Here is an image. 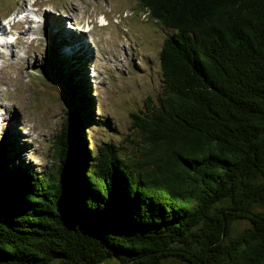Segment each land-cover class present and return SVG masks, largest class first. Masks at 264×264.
Returning a JSON list of instances; mask_svg holds the SVG:
<instances>
[{
    "label": "trees",
    "instance_id": "trees-1",
    "mask_svg": "<svg viewBox=\"0 0 264 264\" xmlns=\"http://www.w3.org/2000/svg\"><path fill=\"white\" fill-rule=\"evenodd\" d=\"M137 1L173 31L140 157L90 152L80 109L45 177L0 149V264H264V0Z\"/></svg>",
    "mask_w": 264,
    "mask_h": 264
},
{
    "label": "rangeland",
    "instance_id": "rangeland-1",
    "mask_svg": "<svg viewBox=\"0 0 264 264\" xmlns=\"http://www.w3.org/2000/svg\"><path fill=\"white\" fill-rule=\"evenodd\" d=\"M26 10L39 22L8 32L7 21ZM2 31L0 37H18L0 47V149L11 161L38 178L52 172L55 135L78 109L90 152L108 142L124 158L140 157L142 137L131 115L157 103L159 53L172 30L149 18L137 0H0ZM75 82L81 97L72 90Z\"/></svg>",
    "mask_w": 264,
    "mask_h": 264
},
{
    "label": "bare ground",
    "instance_id": "bare-ground-1",
    "mask_svg": "<svg viewBox=\"0 0 264 264\" xmlns=\"http://www.w3.org/2000/svg\"><path fill=\"white\" fill-rule=\"evenodd\" d=\"M29 10V9H28ZM28 10H26L27 12H28ZM25 12V11H24ZM33 14H34V16H35V13L34 12H32ZM36 17V16H35ZM57 21V23H58V27H59V29H61L62 27H61V20H56ZM99 25H100V27H103V26H105L107 23H106V21H105V19L104 18H101V19H99ZM38 23V22H37ZM71 28V27H70ZM62 30H63V28H62ZM70 31H73L74 32V29L73 28H71V30ZM3 32V31H2ZM65 33V35L68 37V38H70L71 37V35L70 34H68L66 31L64 32ZM14 37H11V39H13ZM82 43V42H81ZM10 44V43H9ZM84 44V43H83ZM8 45V43H7V41H6V39L4 38V37H0V47H4V46H7ZM78 46V45H77ZM74 49V48H73ZM76 50V49H75ZM86 50V49H85ZM70 51H73V50H70Z\"/></svg>",
    "mask_w": 264,
    "mask_h": 264
}]
</instances>
